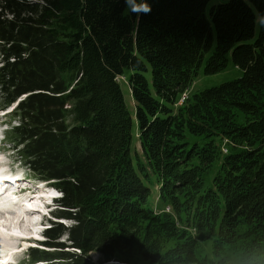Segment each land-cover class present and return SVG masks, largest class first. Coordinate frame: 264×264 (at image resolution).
<instances>
[{
	"label": "trees",
	"instance_id": "16d2710c",
	"mask_svg": "<svg viewBox=\"0 0 264 264\" xmlns=\"http://www.w3.org/2000/svg\"><path fill=\"white\" fill-rule=\"evenodd\" d=\"M213 1L0 0L6 149L71 223L29 263L264 264V0Z\"/></svg>",
	"mask_w": 264,
	"mask_h": 264
},
{
	"label": "rangeland",
	"instance_id": "374dc122",
	"mask_svg": "<svg viewBox=\"0 0 264 264\" xmlns=\"http://www.w3.org/2000/svg\"><path fill=\"white\" fill-rule=\"evenodd\" d=\"M211 3H215V0ZM259 28H260V26H259V19H258L257 32L259 31ZM242 75H243V72L240 69H238L237 67H234L233 63H231V62L229 63V65L227 66V68L225 70H223V71H221L215 75H205L204 69H200V71L198 73V77L196 78V80H194L195 82H194L191 90H192V92L193 91L198 92V91L206 90L208 88L219 86V85L226 83V82L234 81L238 78H241ZM120 80H122L121 84H123L124 79L120 78ZM122 89H123V94H124V97L126 99V104L128 106V109H132L131 103L133 100L130 97L128 85L123 84ZM184 95H185L184 98H186L187 94H184ZM0 101H1V96H0ZM0 105H1V102H0ZM1 114H4V113H2V111L0 109V153H2L4 156V159L0 160V172L20 173L23 176L29 177V180L31 181L33 179L32 176L30 174L28 176L25 169L20 167L19 163L14 162V160L12 159L11 156H14V155H12V152L4 151V149H5L4 141H3L4 140V138H3L4 137V131L7 128H8V130L10 129L9 128V126H10L9 122L11 120L8 117H2ZM5 114H7V113H5ZM2 122H3V124H1ZM5 123L8 125V127L5 125ZM139 148H140L139 143L134 145V149L137 150L138 152L141 151ZM35 182H36V180H34L32 182V185H34L33 187H35V185L37 186V183H35ZM22 184H24V183H22ZM26 185H28V183ZM154 200H155L154 202L156 203V201L158 200L157 194L154 195ZM158 209H159V207H158ZM31 215L32 214H30V217H31ZM34 216L37 218L41 217L40 214H36ZM10 217H13V216L12 215H8V217L3 216V221H4V219L5 220L10 219ZM33 218L34 217L32 215L31 219H33ZM0 221H1V219H0ZM35 223H37V226L33 227L31 230L29 229V231H27V232H25L26 230L24 231V229H15L12 232H10L7 229L2 230V233H0V236L5 235L6 238L4 239L5 242H2L0 239V247H2L1 251L2 252L7 251L6 254L8 255V253L11 251V249H16V248L20 247L19 251H22V249H27L28 247L30 248L31 247L30 244H28V243L26 244V242H21L22 241L21 239L24 237V235H27L29 237H38L39 235H41L40 231L44 230V228H41L40 226H38V222L36 220H35ZM66 223H67V225L71 224L69 221H67ZM211 243H212V240L202 243L203 251L200 252L202 255H204V256H210L211 255V252H210L211 251ZM9 254L11 255V253H9ZM27 255H28V253H25L22 256L23 257L22 258L23 259L22 264L27 263V258H28ZM88 257L92 261L93 264H99L102 261V258L96 253L90 254V256H88ZM8 258H9V255H8ZM13 258H14L15 262H17L20 257L15 256Z\"/></svg>",
	"mask_w": 264,
	"mask_h": 264
},
{
	"label": "bare ground",
	"instance_id": "6f19581e",
	"mask_svg": "<svg viewBox=\"0 0 264 264\" xmlns=\"http://www.w3.org/2000/svg\"><path fill=\"white\" fill-rule=\"evenodd\" d=\"M37 203L39 204L38 201H37ZM36 204L35 203H33V204L30 203L28 206H30V205L34 206ZM20 206H24V205L20 204ZM22 210H23L22 212H15L13 214V217H10V219H8V220L4 219V221H3V216H1L2 218H0L1 219V221H0V233H2V230H5V229L9 230L10 232L14 231L15 229H24V231L26 230L25 232H27V231H29V229H31L35 225H37V223H35V220L31 219L32 215L30 217V213L29 212H26L25 209H22ZM5 238H6L5 235L0 236V239H1L2 242H5L4 241ZM8 255H10V254L8 253Z\"/></svg>",
	"mask_w": 264,
	"mask_h": 264
},
{
	"label": "clouds",
	"instance_id": "9594fccd",
	"mask_svg": "<svg viewBox=\"0 0 264 264\" xmlns=\"http://www.w3.org/2000/svg\"><path fill=\"white\" fill-rule=\"evenodd\" d=\"M125 2L127 3V0H125ZM136 8L142 10L145 14L151 12V8L148 5V3L146 2V0H138L137 4H136ZM4 156L2 153H0V160H3ZM0 178L3 179H7V176H0Z\"/></svg>",
	"mask_w": 264,
	"mask_h": 264
},
{
	"label": "snow or ice",
	"instance_id": "6c2138e0",
	"mask_svg": "<svg viewBox=\"0 0 264 264\" xmlns=\"http://www.w3.org/2000/svg\"><path fill=\"white\" fill-rule=\"evenodd\" d=\"M0 179H3V178H0ZM52 195H56L55 193H52Z\"/></svg>",
	"mask_w": 264,
	"mask_h": 264
}]
</instances>
